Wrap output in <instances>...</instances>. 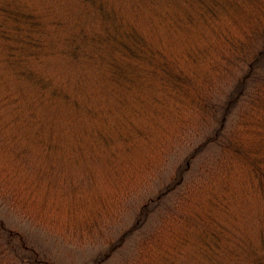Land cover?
Listing matches in <instances>:
<instances>
[{"label": "trees", "instance_id": "trees-1", "mask_svg": "<svg viewBox=\"0 0 264 264\" xmlns=\"http://www.w3.org/2000/svg\"><path fill=\"white\" fill-rule=\"evenodd\" d=\"M0 190L93 264H264V0H0Z\"/></svg>", "mask_w": 264, "mask_h": 264}, {"label": "rangeland", "instance_id": "rangeland-1", "mask_svg": "<svg viewBox=\"0 0 264 264\" xmlns=\"http://www.w3.org/2000/svg\"><path fill=\"white\" fill-rule=\"evenodd\" d=\"M29 171L31 172V170ZM5 191L9 192L7 196L12 193L11 189H5ZM12 205L15 207L16 203L10 204L6 194L0 190V219L4 220L9 227L25 233L37 249L49 253L59 264H93L100 254L101 249L99 250L90 245H71L68 241H63L59 235L54 234L48 228L36 225L27 216L19 215ZM42 220L46 221L45 218H42ZM47 225H49V220ZM128 244H132V239ZM127 249H129V246L120 253L122 257L129 253ZM120 255L115 256L106 264H117Z\"/></svg>", "mask_w": 264, "mask_h": 264}]
</instances>
